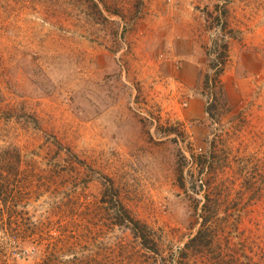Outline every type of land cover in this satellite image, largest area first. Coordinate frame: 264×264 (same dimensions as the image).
<instances>
[{"label":"rangeland","instance_id":"rangeland-1","mask_svg":"<svg viewBox=\"0 0 264 264\" xmlns=\"http://www.w3.org/2000/svg\"><path fill=\"white\" fill-rule=\"evenodd\" d=\"M0 264H264V0H0Z\"/></svg>","mask_w":264,"mask_h":264},{"label":"trees","instance_id":"trees-1","mask_svg":"<svg viewBox=\"0 0 264 264\" xmlns=\"http://www.w3.org/2000/svg\"><path fill=\"white\" fill-rule=\"evenodd\" d=\"M123 209H124V208H123ZM123 220H125V217L123 218ZM139 229H140V227H139ZM139 229H138V230H139ZM141 229H142V228H141ZM138 230H137V231H138ZM138 236L141 237L142 240L146 238L145 234H138ZM199 236H200V234H197L196 236H194V238H192V241L198 239ZM137 238H138V237H137Z\"/></svg>","mask_w":264,"mask_h":264}]
</instances>
